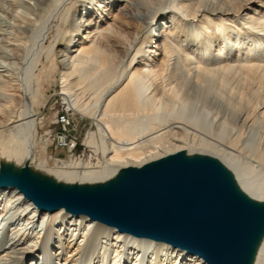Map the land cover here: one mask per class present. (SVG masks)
<instances>
[{
	"label": "bare ground",
	"instance_id": "bare-ground-1",
	"mask_svg": "<svg viewBox=\"0 0 264 264\" xmlns=\"http://www.w3.org/2000/svg\"><path fill=\"white\" fill-rule=\"evenodd\" d=\"M55 62L104 165L38 162ZM192 231L264 264V0H0V264H214Z\"/></svg>",
	"mask_w": 264,
	"mask_h": 264
},
{
	"label": "rangeland",
	"instance_id": "rangeland-1",
	"mask_svg": "<svg viewBox=\"0 0 264 264\" xmlns=\"http://www.w3.org/2000/svg\"><path fill=\"white\" fill-rule=\"evenodd\" d=\"M60 66L58 63H48L42 71L41 95L39 106L37 107L38 118V150L42 167H54L60 169L62 164L55 163L56 160L71 161L73 163H92L104 165L101 152H95L92 148L86 147L88 135L95 133L96 128L92 122L69 111L68 106L61 98ZM46 105V106H45ZM68 113L71 120L70 135L78 146L73 152L58 149L56 147V134L60 131L57 125V117L61 113ZM41 142V143H40ZM126 143V142H125ZM39 163H37L39 165ZM37 177L43 178V174L38 173Z\"/></svg>",
	"mask_w": 264,
	"mask_h": 264
},
{
	"label": "built area",
	"instance_id": "built-area-1",
	"mask_svg": "<svg viewBox=\"0 0 264 264\" xmlns=\"http://www.w3.org/2000/svg\"><path fill=\"white\" fill-rule=\"evenodd\" d=\"M57 125L59 126V132L56 134L55 142L58 149L67 150L69 152L75 151L78 144L71 138L70 127L71 120L69 114L61 113L57 117Z\"/></svg>",
	"mask_w": 264,
	"mask_h": 264
},
{
	"label": "water",
	"instance_id": "water-1",
	"mask_svg": "<svg viewBox=\"0 0 264 264\" xmlns=\"http://www.w3.org/2000/svg\"><path fill=\"white\" fill-rule=\"evenodd\" d=\"M189 234L195 239H198V241L202 244L206 257H209L214 264H222L219 260L214 257V251L212 246L202 234L197 231H192Z\"/></svg>",
	"mask_w": 264,
	"mask_h": 264
}]
</instances>
